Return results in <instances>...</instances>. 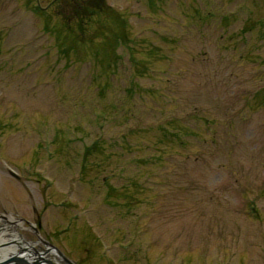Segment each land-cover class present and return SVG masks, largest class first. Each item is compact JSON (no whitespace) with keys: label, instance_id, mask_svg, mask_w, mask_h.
Instances as JSON below:
<instances>
[{"label":"rangeland","instance_id":"rangeland-1","mask_svg":"<svg viewBox=\"0 0 264 264\" xmlns=\"http://www.w3.org/2000/svg\"><path fill=\"white\" fill-rule=\"evenodd\" d=\"M2 227L40 264H264V0H0Z\"/></svg>","mask_w":264,"mask_h":264},{"label":"bare ground","instance_id":"bare-ground-1","mask_svg":"<svg viewBox=\"0 0 264 264\" xmlns=\"http://www.w3.org/2000/svg\"><path fill=\"white\" fill-rule=\"evenodd\" d=\"M43 257L44 255L36 253L33 245L25 242L18 233L14 231L12 234L8 227L0 228V264H22L23 261L31 263L44 260Z\"/></svg>","mask_w":264,"mask_h":264},{"label":"water","instance_id":"water-1","mask_svg":"<svg viewBox=\"0 0 264 264\" xmlns=\"http://www.w3.org/2000/svg\"><path fill=\"white\" fill-rule=\"evenodd\" d=\"M51 249L54 250L55 252H57V250H56L55 248H52V247H51ZM57 253H58L59 256H61V257L63 258V256H62L59 252H57ZM41 260H42V261H45V260H43V259H41ZM63 260H64L65 262H67V263L70 264V261H68L67 259L63 258ZM21 263H22V264H40L39 261H38V262H31V263H30V262L28 263V262L23 261V262H21Z\"/></svg>","mask_w":264,"mask_h":264},{"label":"flooded vegetation","instance_id":"flooded-vegetation-1","mask_svg":"<svg viewBox=\"0 0 264 264\" xmlns=\"http://www.w3.org/2000/svg\"><path fill=\"white\" fill-rule=\"evenodd\" d=\"M4 218H5V217H4ZM5 222H6V223H8L9 221H8V220L5 218ZM24 222H25V221H24ZM34 222H35V223L38 225V227H41V224H40V222H39V221H37V220H34ZM9 223H10V222H9ZM25 224H27V225H31V224H30V222H28V221H27V222H25Z\"/></svg>","mask_w":264,"mask_h":264}]
</instances>
